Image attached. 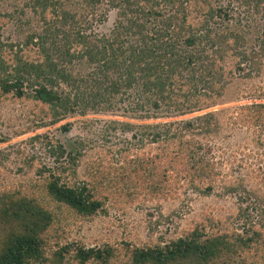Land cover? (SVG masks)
Segmentation results:
<instances>
[{
    "label": "trees",
    "instance_id": "1",
    "mask_svg": "<svg viewBox=\"0 0 264 264\" xmlns=\"http://www.w3.org/2000/svg\"><path fill=\"white\" fill-rule=\"evenodd\" d=\"M191 1L197 9L201 7L199 13L204 17L197 26L188 22ZM70 2L24 0L17 13L22 16L29 10L34 31L21 35V28L30 19L16 17L17 40L0 37V91L39 101L40 113L51 121L111 102V95L121 89L127 90V100L135 110L168 107L174 75L186 79L193 95L203 92L202 84L211 85L209 82L217 78L212 72L213 61L203 62L209 58L206 49L224 53L237 45V40L227 45L229 35H218L212 28L210 21L226 20L229 12L210 0H107L118 16L109 36L85 30L95 16L104 18L102 10L97 14L102 0H75L74 6ZM7 14L0 11V18L16 16ZM240 59L246 60L244 54ZM81 64L87 69L76 71ZM182 106L186 112L195 104ZM204 121L208 122L206 116H198L182 121L179 127L191 129ZM234 122L264 131V103L241 105ZM175 124L161 123L158 131L143 132L151 141L161 142L156 155L135 156L117 169L108 165L93 171V182L102 184L98 188L86 181L69 184L63 180L66 165L50 168L44 164L35 170L41 179L0 187V264H264V230L251 222L242 231L230 233L208 231L198 223L163 244L124 243L122 254L113 246L86 248L64 242L54 209L89 218L102 207V200L108 199L104 189L113 195H124L120 192L126 189L129 198H138L141 193L166 197L171 179L178 187L182 180L190 184L208 181L204 192L213 189L211 181L218 174L219 161L207 157L200 141L174 133ZM50 150L55 162L65 154L60 144L51 145ZM73 160L74 156L67 159L72 164L70 170ZM259 166L264 183V163ZM47 169L49 174L45 176ZM120 170L125 176L119 174ZM170 170L175 172L172 178Z\"/></svg>",
    "mask_w": 264,
    "mask_h": 264
},
{
    "label": "rangeland",
    "instance_id": "2",
    "mask_svg": "<svg viewBox=\"0 0 264 264\" xmlns=\"http://www.w3.org/2000/svg\"><path fill=\"white\" fill-rule=\"evenodd\" d=\"M23 1L0 0L1 13L16 14L15 18H0V37L6 38L5 41L17 40L16 17L30 19L21 28L24 30L21 35L35 29L29 10L22 16L17 13ZM210 2L229 12L228 19L215 18L210 22L218 35H229L227 45L237 40L236 48L230 47L224 53L206 49L209 58L203 62L213 61L212 72L217 78L209 82L211 85L202 84L203 92L193 95L186 79L174 75L169 86L172 100L168 107L161 104L164 107L158 110H135L127 100V90L121 89L111 95V102L51 121V117L40 113L39 101L0 91V187L41 179L35 170L44 164L50 168L66 165L68 170L63 180L69 184L86 181L90 187L98 188L102 184L93 182V171L106 169L108 165L117 169L128 165L135 156L156 155L161 142H153L149 135L142 134L158 131L161 123L169 122L176 123L174 133L200 141L203 150L208 152L207 157L219 161L211 191L203 190L208 181L196 180L190 184L182 180L178 187L171 179L166 197L141 193L138 198H129L126 189L120 192L124 195H113L104 189L108 199L102 200V207L89 218L65 215L62 209L53 208L65 243L86 248L113 246L122 254L124 243L163 244L198 223L204 224L208 231H242L250 222L264 230V183L258 169L264 163V131L234 122L241 105L264 103V0L257 4L256 0ZM69 5L74 6L75 0ZM200 9L191 1L189 24L197 26L204 18ZM97 10L99 15V10L105 12L104 18L95 16L85 30L88 33L93 30L96 36H109L118 24L115 9L107 5V0H102ZM216 21L223 23L218 25ZM212 37L215 38L213 33ZM241 54L246 60L240 59ZM76 69L85 71L87 66L81 64ZM190 103L195 104L192 111L183 112L182 105L187 104L189 108ZM198 116H206L208 122L191 129L179 127L182 121ZM57 144L63 146L65 154L55 162L48 152L51 145ZM73 156L74 166L70 170L72 164L67 159ZM62 171L61 168L58 173ZM48 174L47 169L44 175ZM119 174L125 176L123 170ZM169 174L172 178L175 172L170 170Z\"/></svg>",
    "mask_w": 264,
    "mask_h": 264
}]
</instances>
